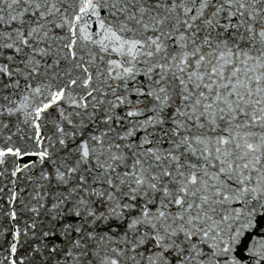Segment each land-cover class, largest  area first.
Here are the masks:
<instances>
[{
    "label": "snow or ice",
    "instance_id": "obj_1",
    "mask_svg": "<svg viewBox=\"0 0 264 264\" xmlns=\"http://www.w3.org/2000/svg\"><path fill=\"white\" fill-rule=\"evenodd\" d=\"M0 264H264V0H0Z\"/></svg>",
    "mask_w": 264,
    "mask_h": 264
}]
</instances>
